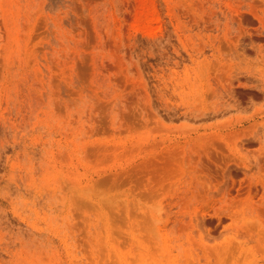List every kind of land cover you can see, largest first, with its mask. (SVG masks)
I'll return each mask as SVG.
<instances>
[{"label": "rangeland", "instance_id": "obj_1", "mask_svg": "<svg viewBox=\"0 0 264 264\" xmlns=\"http://www.w3.org/2000/svg\"><path fill=\"white\" fill-rule=\"evenodd\" d=\"M0 264H264V0H0Z\"/></svg>", "mask_w": 264, "mask_h": 264}]
</instances>
